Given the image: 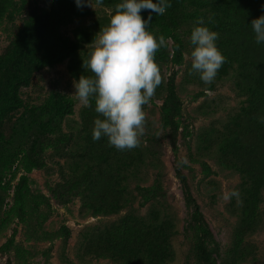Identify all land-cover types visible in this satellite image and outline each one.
Here are the masks:
<instances>
[{
	"label": "rangeland",
	"instance_id": "rangeland-1",
	"mask_svg": "<svg viewBox=\"0 0 264 264\" xmlns=\"http://www.w3.org/2000/svg\"><path fill=\"white\" fill-rule=\"evenodd\" d=\"M55 1L58 0H11L0 25V60L11 51L24 27L39 18ZM91 3L93 8H82L87 12L84 17L75 18L61 29L64 38L79 42L77 66L86 77L93 75L82 68L83 62L88 59L91 43L114 14L109 7ZM209 18L208 15L204 20L205 25L209 24ZM194 26L196 22L192 21L181 31L185 46L182 63H157L162 84L144 106L145 132L140 137L139 147L120 151L111 146L119 155L103 171L115 177L112 178L113 185L119 181L124 189L123 209L113 215H94L83 208L80 198L66 204L56 202L51 192L73 176L72 166L78 164L83 168L89 161L76 154L63 157V154L49 150L44 158L45 167L27 174L31 193L42 194L49 202V206L43 208L40 220L35 219L26 226L10 216L15 200L14 188L5 195L0 215V264H116L108 258L88 254L89 242L111 228L122 226L130 216L148 219L154 214L171 222L178 232L170 240L172 258L169 264H200L193 251L192 236L185 234L192 207L180 174L185 176L218 244L211 264H264V190L260 195L257 223L238 243L245 219L244 182L239 174L220 165L219 144L231 133L235 118L247 105V96L237 86L238 64H233L228 69V75L222 79L217 75L211 84H204L199 73L191 71L193 45L190 35ZM78 29H84L87 35L77 39L75 32ZM168 44L171 48L173 42L169 40ZM73 63L76 64L75 60H66L34 75L30 86L21 91L23 109L0 123V144L10 140L15 123L26 109L42 106L52 95L60 94L74 104L73 114L63 125L64 132L74 136L71 149L78 152L85 147L83 121L87 113L95 112V103L85 107L73 95L74 82L79 80L71 73ZM173 72L177 74V96L182 103L176 149L172 145V135L162 128L160 108L167 96V82ZM126 158H132V162ZM184 158L188 163L178 166ZM205 167L210 169L209 174ZM118 173L126 177L117 179ZM21 174L12 186L18 184ZM157 180L163 186L164 197L145 202L139 189L151 187ZM100 184H105L107 195L117 196L106 182ZM233 189L239 191L240 202L235 197L228 201L223 199V193ZM96 190L99 191V186L89 189L87 195L91 196ZM65 228L71 234L67 243Z\"/></svg>",
	"mask_w": 264,
	"mask_h": 264
},
{
	"label": "trees",
	"instance_id": "trees-1",
	"mask_svg": "<svg viewBox=\"0 0 264 264\" xmlns=\"http://www.w3.org/2000/svg\"><path fill=\"white\" fill-rule=\"evenodd\" d=\"M95 3V0H91ZM122 0H104L100 6L115 10ZM11 0H0V25L11 5ZM171 7L164 15L152 14L148 31L154 36L163 35L166 47L155 53L157 63L173 61L182 63L184 41L182 29L190 22L210 16L207 25L219 34L216 46L225 57L218 70V77L228 75L233 64H238L237 86L247 96V105L235 118L231 133L219 144L220 165L223 169L235 172L244 182L245 219L238 235V243L252 231L258 219L260 195L264 190V44L255 42L251 21L264 15V0H170ZM96 4V3H95ZM77 7L75 0L53 2L37 19L30 21L21 31L8 55L0 60V123L23 109L21 91L28 88L34 75L45 68L66 60L74 61L72 75L79 79L83 74L77 66L79 42L62 36L61 29L71 24L75 18L84 17L87 12ZM147 11H142L144 19ZM77 39L87 32L78 29ZM173 42L171 48L168 41ZM176 72L168 79L167 96L161 108L162 128L172 135V145L176 149L178 118L182 103L177 96ZM94 103V100L92 101ZM60 94L52 95L42 106L26 109L15 123L13 134L8 142L0 144V215L5 205V195L14 188L15 200L9 215L26 226L35 219L40 220L43 208L49 206L42 194L34 195L29 188L27 174L45 167L44 158L49 150L64 156H83L88 159L83 168L75 164L69 180L51 192L52 198L66 204L80 198L82 206L94 215L117 214L123 209L124 189L120 182L112 184L114 176L104 172V168L115 159L119 152L109 145L107 137L98 141L92 139L95 112L87 113L83 121L85 147L74 152L72 133L64 132V122L73 114L74 104ZM95 107V104H94ZM132 159V158H131ZM126 158V160H130ZM207 167V166H206ZM205 167L207 174L210 169ZM80 169H83L79 173ZM19 182L12 186L19 174ZM126 176L117 174V179ZM180 180L186 197L192 207L185 234L192 236L193 251L200 264H211L212 256L218 251L213 233L194 199L189 184L183 174ZM106 182L117 196L107 195ZM99 186L91 196L87 191ZM145 202L164 197L163 186L157 180L155 185L139 189ZM42 208V209H41ZM176 227L169 221L161 220L158 214L148 219L128 217L125 224L105 231L94 238L87 246V253L97 258H108L116 264H169L172 258L170 240L177 234ZM71 234L65 228L67 243Z\"/></svg>",
	"mask_w": 264,
	"mask_h": 264
},
{
	"label": "clouds",
	"instance_id": "clouds-1",
	"mask_svg": "<svg viewBox=\"0 0 264 264\" xmlns=\"http://www.w3.org/2000/svg\"><path fill=\"white\" fill-rule=\"evenodd\" d=\"M104 0H95L102 5ZM77 7H92L91 0H75ZM170 0H122L115 6L109 24L100 29L91 43L88 59L82 64L92 76L81 75L74 82L79 102L85 107L95 103L98 117L94 120L92 139L107 137L117 150H132L140 145L145 132L144 106L162 84L155 53L166 47V38L148 31L152 14L164 15ZM147 11V19L141 12ZM255 42L264 44V15L251 21ZM219 34L211 30L203 18L196 21L190 35L191 71L199 73L204 84H211L225 57L216 46ZM191 74V72H190ZM264 122V121H262ZM186 158L178 166L187 164ZM233 197L240 202V193L233 189L223 193L225 201Z\"/></svg>",
	"mask_w": 264,
	"mask_h": 264
}]
</instances>
